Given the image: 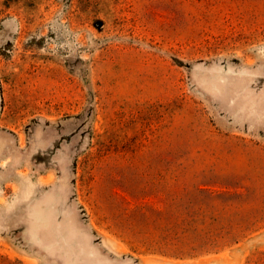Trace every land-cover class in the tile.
I'll list each match as a JSON object with an SVG mask.
<instances>
[{
  "label": "rangeland",
  "instance_id": "374dc122",
  "mask_svg": "<svg viewBox=\"0 0 264 264\" xmlns=\"http://www.w3.org/2000/svg\"><path fill=\"white\" fill-rule=\"evenodd\" d=\"M0 264H264V0H0Z\"/></svg>",
  "mask_w": 264,
  "mask_h": 264
},
{
  "label": "trees",
  "instance_id": "16d2710c",
  "mask_svg": "<svg viewBox=\"0 0 264 264\" xmlns=\"http://www.w3.org/2000/svg\"><path fill=\"white\" fill-rule=\"evenodd\" d=\"M202 219H203V218H201V223H203V222H204V223H207V220H202ZM207 219H209V220H208L209 223H207V225H206L205 228H206V229H209L210 224H211V222H213V220L210 219V218H207ZM176 222H177V221H176ZM186 222H187V223H186L187 228H190V230L192 229L191 231H195V229H196V227H197L196 224L199 223V222H197V220L193 221V220H191V219H190V220H187ZM214 222H215V219H214ZM175 226L177 227V224H176ZM191 250L194 251V248H191ZM195 250H197V249H195ZM175 256H179V254H176Z\"/></svg>",
  "mask_w": 264,
  "mask_h": 264
}]
</instances>
